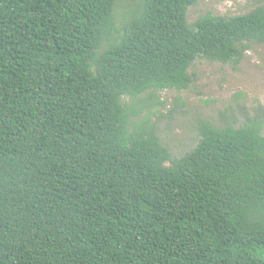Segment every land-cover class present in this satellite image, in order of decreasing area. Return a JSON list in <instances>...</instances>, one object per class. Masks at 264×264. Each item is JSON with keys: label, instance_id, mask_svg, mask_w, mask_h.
<instances>
[{"label": "trees", "instance_id": "1", "mask_svg": "<svg viewBox=\"0 0 264 264\" xmlns=\"http://www.w3.org/2000/svg\"><path fill=\"white\" fill-rule=\"evenodd\" d=\"M199 1L0 0V264H264V113L180 158L134 124L264 44V6L190 24Z\"/></svg>", "mask_w": 264, "mask_h": 264}, {"label": "rangeland", "instance_id": "2", "mask_svg": "<svg viewBox=\"0 0 264 264\" xmlns=\"http://www.w3.org/2000/svg\"><path fill=\"white\" fill-rule=\"evenodd\" d=\"M139 0H117L115 17L120 22ZM264 0H200L187 13L190 24L208 13L224 18L244 15ZM190 73L188 90L153 93L149 108L134 118V124L153 125L173 158H180L197 145L199 127L208 122L216 127L242 126L246 116L264 113V44L251 43L238 62L222 64L198 59ZM140 108L142 105L138 104Z\"/></svg>", "mask_w": 264, "mask_h": 264}]
</instances>
